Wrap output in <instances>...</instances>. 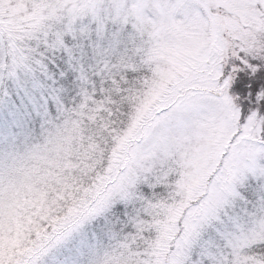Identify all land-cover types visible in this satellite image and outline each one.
<instances>
[{"label": "snow or ice", "instance_id": "6c2138e0", "mask_svg": "<svg viewBox=\"0 0 264 264\" xmlns=\"http://www.w3.org/2000/svg\"><path fill=\"white\" fill-rule=\"evenodd\" d=\"M0 264H264V0H0Z\"/></svg>", "mask_w": 264, "mask_h": 264}]
</instances>
